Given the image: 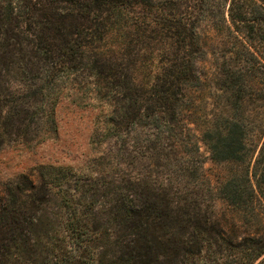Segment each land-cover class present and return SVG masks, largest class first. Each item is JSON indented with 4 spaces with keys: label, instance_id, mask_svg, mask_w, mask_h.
Segmentation results:
<instances>
[{
    "label": "trees",
    "instance_id": "obj_1",
    "mask_svg": "<svg viewBox=\"0 0 264 264\" xmlns=\"http://www.w3.org/2000/svg\"><path fill=\"white\" fill-rule=\"evenodd\" d=\"M65 100L97 154L0 185V264H264V0H0V150Z\"/></svg>",
    "mask_w": 264,
    "mask_h": 264
},
{
    "label": "rangeland",
    "instance_id": "obj_2",
    "mask_svg": "<svg viewBox=\"0 0 264 264\" xmlns=\"http://www.w3.org/2000/svg\"><path fill=\"white\" fill-rule=\"evenodd\" d=\"M200 66L203 73L208 72L209 66L206 69L203 68L204 65L200 64ZM210 90L195 92L192 97L197 112L196 119L200 125L204 122L203 113L208 112L207 107L210 103L208 98L214 92ZM250 109H254L253 106ZM101 111L99 107L81 108L70 101H63L57 110L59 135L55 140L32 147L9 146L0 150V185L24 174L36 180L38 169L46 165L77 168L86 165L97 154L92 148L91 137ZM256 114L260 129L264 128V109H260ZM202 152L209 155L204 145H202ZM205 167L214 183L237 169L235 165H220L212 161H208ZM216 210L221 223L227 224L230 228V219L238 210L222 199L217 200Z\"/></svg>",
    "mask_w": 264,
    "mask_h": 264
}]
</instances>
